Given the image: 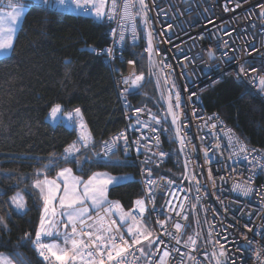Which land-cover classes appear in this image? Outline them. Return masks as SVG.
I'll list each match as a JSON object with an SVG mask.
<instances>
[{"label":"built area","instance_id":"1","mask_svg":"<svg viewBox=\"0 0 264 264\" xmlns=\"http://www.w3.org/2000/svg\"><path fill=\"white\" fill-rule=\"evenodd\" d=\"M77 2L85 5V0H69L66 10L73 7L94 17L90 2L82 7ZM125 2L116 0L113 12L112 0H107L109 42L94 50L113 73L123 126L98 143L77 126L76 140L63 149L65 158L99 146L96 159L120 152L135 164L146 211L141 216L135 204L128 211L136 221L147 215L153 237L159 238L149 264H160L165 251L170 253L166 264H185L187 252L194 254V264H264V152L221 115L208 111L202 100L204 91L232 76L264 102L259 83L264 76V0H144L143 10L139 0H127L131 19L124 18ZM142 39L147 77L154 79L157 91L154 110L132 99L139 93V84L133 86L139 76L118 68L127 45ZM165 130L181 154L177 179L161 171L170 155L163 144ZM237 185L250 191L245 195ZM176 223L182 225L179 232ZM114 234H123L131 244L128 233ZM45 264L59 262L52 258ZM125 264H143L141 253L131 251Z\"/></svg>","mask_w":264,"mask_h":264},{"label":"trees","instance_id":"2","mask_svg":"<svg viewBox=\"0 0 264 264\" xmlns=\"http://www.w3.org/2000/svg\"><path fill=\"white\" fill-rule=\"evenodd\" d=\"M20 3L26 6L22 24L11 53L0 57V217L7 225L0 223V252L15 261L24 255L31 264H45L33 243L44 209L43 198L33 186L36 180L54 176L62 166H69L82 180L99 171L125 176L124 182L109 189L108 197L126 210L143 192L135 164L120 152L98 160L97 146L67 160L63 149L76 140V127L48 119L57 104L64 112L79 108L88 136L96 143L123 126L113 73L94 51L109 42L104 17L37 0ZM2 5L0 1V9ZM143 41L127 45L118 68L142 77L139 93L132 99L154 110L157 91L154 79L147 77ZM202 100L208 111L220 114L242 138L264 152V102L248 87L227 76L204 91ZM163 144L170 155L161 171L177 179L182 172L181 154L167 130ZM16 191L24 195V213L15 211L9 202Z\"/></svg>","mask_w":264,"mask_h":264},{"label":"snow or ice","instance_id":"3","mask_svg":"<svg viewBox=\"0 0 264 264\" xmlns=\"http://www.w3.org/2000/svg\"><path fill=\"white\" fill-rule=\"evenodd\" d=\"M48 0H44V3L47 4ZM90 0H85V5L89 3ZM60 4L64 3V0H59ZM139 4L141 10L145 9L147 6L144 3V0H139ZM85 5H81L77 2V7H82ZM104 5L105 0H99V3H92V7L95 9L97 17H101L104 15ZM12 8V11L7 14L9 20L11 21L10 25L7 28L3 27V20L0 19V52H7V50L13 47L12 36L16 31V24L18 23L20 17L23 15L24 5L20 3H10L9 5ZM131 4H129L126 0L124 5V18L131 19V15L129 9L131 8ZM116 0H112V11L114 12L116 9ZM262 15H264V10H262ZM133 32H135V27L133 26ZM149 50H151L152 45L151 41H149ZM111 50H109V54ZM243 71V69H241ZM142 77H136L133 81V86H138ZM128 81L126 80L125 83ZM260 85L264 86V76L259 78ZM125 92H128L129 89L125 88ZM180 99L177 94L176 97V107H179ZM61 106L55 105L52 108V115L60 111ZM172 105L170 103L169 110L171 111ZM137 113L141 112L142 109H135ZM77 114L80 113V109H75ZM176 115L173 113V122L175 123ZM183 143V140H181ZM110 150V149H109ZM243 150V149H242ZM70 152L71 150H66ZM163 157L165 154L161 152L159 154ZM150 172V170H149ZM71 168L62 169L57 175L59 178H62L63 183V194L58 195L61 191V185L56 182V180H50L45 177L44 180H36L34 182V187L39 189L40 193L43 196L44 201V214L40 218V227L36 231V238L33 243L36 246V249L39 255L45 260L48 261L52 258L55 261L59 262V264H76L77 258H79L80 264H105L107 261L108 264H125L126 258L128 254L133 250H138L141 255H147L144 248V243H147V247L151 248L159 239L158 237H153V233L147 228H144L142 225L137 227H129L127 232L131 237V244H129L128 240L124 238L123 234L116 235L114 233H119V226L116 228L113 225L116 224L115 221H112L111 224H106L104 222V217H98L95 222L96 231H88L84 233L82 230L80 232L77 231V222L80 225L85 226V215L89 212L87 207H79V205H83L86 200L91 199L94 206H100L103 202H106L105 197V189L108 184L118 183L121 178H112L108 180H97L96 177L100 174H94L92 177H89L87 181H82L79 177H73L71 175ZM80 183L84 184L83 194L78 191V185ZM149 185H152L154 182L149 180ZM241 189L245 195L250 191L249 188H242L240 185L236 186ZM149 195H151V188L149 189ZM58 199L61 212L59 215L61 217L67 218L68 224L65 225L67 228L71 225V234L69 235L67 232L65 233V244L67 245L70 241L71 247L60 248L58 245L54 244H44L41 242L42 236H52L53 232L51 229L56 227L55 222L52 220V217L57 216L56 208L53 206V202ZM12 202L16 205L18 209H23L25 207L23 198L16 196L12 198ZM135 205L141 216H143L146 211L145 203L143 200L135 201ZM119 207V205H116ZM111 211V208L108 210ZM121 220L125 221L126 218H130L132 220L133 225H139L140 222L136 221L135 217L131 215V213H121ZM186 218V217H185ZM4 220L3 217H0V223ZM163 226L164 222H159ZM89 229H92L94 225L89 224L86 225ZM175 229L179 232L182 228L180 223H176L174 225ZM170 234V233H169ZM87 236V241L83 238ZM189 240L192 244H195V241L189 237ZM159 243H163L162 240ZM137 246H139L137 248ZM170 255L169 252L165 251L163 256L160 258V264H166V258ZM221 257H224L226 253L221 251L219 254ZM150 258V257H149ZM0 264H12L11 259L0 254ZM217 264H221L218 260Z\"/></svg>","mask_w":264,"mask_h":264},{"label":"crops","instance_id":"4","mask_svg":"<svg viewBox=\"0 0 264 264\" xmlns=\"http://www.w3.org/2000/svg\"><path fill=\"white\" fill-rule=\"evenodd\" d=\"M0 1H3V0H0ZM18 1L20 3V0H18ZM67 1H69V0H64V3L63 4H60L59 3V0H57V5H54L53 7H58L59 9L66 10V5L65 4H66ZM8 2H12V0L11 1H8ZM15 2H17V0H13V3H15ZM2 6L3 7L0 9V19L3 20V27L4 28H7L10 25V23H11V21L9 20L7 14L12 11V8L9 7L7 3H5ZM7 6L9 8H7ZM70 9H75V8L71 7ZM70 9H68V10H70ZM25 12H26V6L24 5L23 15L20 17V19H19V21L17 23L18 25L16 24V31H15V33L12 36V41L14 40V38L16 36V33H17L18 29H19L18 27L21 26L20 25L21 24L20 22L23 21L22 19L24 18ZM103 17H104V15L101 16L100 18H103ZM61 113H64V116L67 118L66 121H64L63 118L60 119V120H62V121L65 122V125H67L69 128H71V127H77V126H80V125H82V127L84 129H85V127H87L88 132L86 131V133H87V135H89V128H88V125H87V123L85 121V118H84L81 110H80V113L77 114L75 112V110L70 111V112H64L63 108L61 107ZM71 119H72V123L70 122ZM64 168H70V167L69 166H62V167H60L57 170V172H56V174L54 176L47 177L50 180H56V182L61 185V191L58 193V195H62L63 194V191H62V189H63V183H62V178H59L57 174L62 169H64ZM94 174H100V175H98L96 177V179L97 180H100V181L108 180V179H112V178H117V177L118 178H121L120 176L113 175V174H111V173H109L107 171L95 172L92 175H90L89 177H92ZM71 175L73 177H79L73 170H72ZM89 177L86 178V179H84V180H82L80 177L79 178L82 181H87L89 179ZM44 179H45V177H43V178H41L39 180H44ZM124 181H125V178H121L119 180V182H124ZM118 183L114 182V183L108 184L106 186V189H105V197H104V199L106 200V202H103L100 206H94L91 199L86 200V202L83 205H79V207H87L89 209V212L84 217L85 226H82V225L79 224V222H77V225L76 226H77V231L78 232H80L81 230L84 233H87L90 230L93 231V232H95L96 231L95 222L97 221V218L98 217H104V222L106 224H111L112 221H115L116 224L113 225L114 228H116L117 226H119V232L126 233V234L128 233L127 232L128 225H126V224L131 219L129 218V220L126 219L125 221H122L120 217H121V213H129V211L126 210V209H124L118 202L111 201L109 199V197H108V191H109V189L112 186H115ZM37 190L39 191V189H37ZM83 190H84V184L83 183H80L78 185V191L81 194H83ZM39 193H40V191H39ZM41 196H42V194H41ZM42 198H43V196H42ZM116 205H119V207H116ZM53 206L56 208L57 216L52 217V218H54V221L56 220V221H58V223H60V228H59L60 233L59 234L52 235V236H49L47 239L45 238V240H49L46 244H54V245H58L60 248L68 247L70 249V247H71L70 241L68 242L67 245L65 244V233L67 232L69 235L71 234V225H69L67 228H65V225L68 224V221H67L66 216L65 217H61L59 215V213L62 210L60 208L58 199L53 202ZM110 208H111V211H108ZM142 221H145V222H149L150 223V220L147 217V215H145L144 218L141 221H138V222H142ZM89 224L94 225V227L92 229H89L88 227H86V225H89ZM137 226L135 225L134 227H137ZM142 226L145 228L144 224H142ZM152 230H153V228H152ZM83 238L87 241V236L86 235ZM3 256H5V255H3ZM5 257H7V256H5ZM7 258H9V257H7ZM9 259H11L12 264H21V263H19L17 261H14V259L11 256H10ZM69 263L72 264V262H69ZM23 264H31V263H23ZM76 264H80L79 258H77Z\"/></svg>","mask_w":264,"mask_h":264},{"label":"rangeland","instance_id":"5","mask_svg":"<svg viewBox=\"0 0 264 264\" xmlns=\"http://www.w3.org/2000/svg\"><path fill=\"white\" fill-rule=\"evenodd\" d=\"M8 1H11V0H3V1H1V4H5V3H7L8 4V6L10 5V3H13V0H12V2H8ZM39 3H41V4H44V5H49V6H54V5H57V0H48V2H47V4H45L44 3V0H37ZM90 3L92 4V3H99V0H90ZM106 7H107V0H105V5H104V13H105V10H106ZM72 10H74L75 12H77V10L76 9H72ZM94 13L95 14H93L95 17L97 16L96 15V12L94 11ZM96 18H98V17H96ZM98 19H100V17L98 18ZM23 20V19H22ZM21 24H22V21L20 22ZM20 24V25H21ZM18 25V24H17ZM20 27V26H19ZM18 27V28H19ZM15 39V38H14ZM13 43H14V40H13ZM11 51H12V48L11 49H9V50H7V52L5 53V52H0V56H4V55H8V54H10L11 53ZM55 107V106H54ZM60 113V114H59ZM63 118V120L64 121H66L67 120V118L64 116V113H61V108H60V111H58L56 114H55V116H53L52 115V109H51V111L49 112V114H48V119L52 122V123H57L58 121H60V119H62ZM85 130L88 132V130H87V127H85ZM123 178L125 177V176H122ZM121 177V178H122ZM127 177L129 178V176L127 175ZM16 196H19V197H22L23 198V202H24V205H25V207L23 208V209H18L17 207H16V205L12 202V198L13 197H16ZM9 202H10V204H11V206L14 208V210L15 211H17V212H19V213H24L25 211H26V203H25V199H24V195H23V193L21 192V191H16L15 193H13L10 197H9ZM44 214V209H43V211H42V215ZM127 220H129V218H126ZM52 220L54 221V218H52ZM55 222V224H56V227L55 228H53V229H51V231L53 232V235H55V234H59L60 233V230H59V228H60V223H58V221H54ZM5 226H7L6 225V222L3 220V222H2ZM142 224H144V226H145V228H147V230H149V231H151V232H153V230H152V224H151V222L149 223V222H145V221H142V222H140L139 223V225L138 226H140V225H142ZM126 225H128V228L131 226V227H134L135 225H133L132 224V220H129L128 221V223L126 224ZM137 226V225H136ZM39 227H40V223H39V226H38V229H39ZM189 232V230H186V234ZM49 236H42V238H41V242L42 243H44V244H46L49 240H45V238L47 239ZM185 243V242H184ZM189 244L187 243V246H188ZM144 248H145V252L147 253V255H142V260H143V264H149V256H150V254H151V248H148L147 247V243L145 242L144 243ZM0 254H3V255H5V256H7V257H9L10 258V255L8 254V253H5V252H0ZM194 259H195V256H194V254H192V253H190V252H187V257H186V260H185V264H194ZM15 261V260H14ZM16 261L17 262H19V263H21V264H23V263H30L31 261H30V259H27L24 255H22V258L21 259H19V258H17L16 259Z\"/></svg>","mask_w":264,"mask_h":264},{"label":"bare ground","instance_id":"6","mask_svg":"<svg viewBox=\"0 0 264 264\" xmlns=\"http://www.w3.org/2000/svg\"><path fill=\"white\" fill-rule=\"evenodd\" d=\"M220 115V114H219ZM223 118V117H222Z\"/></svg>","mask_w":264,"mask_h":264}]
</instances>
